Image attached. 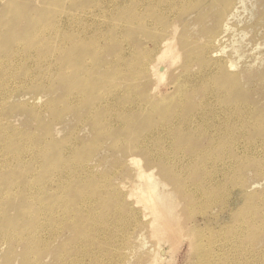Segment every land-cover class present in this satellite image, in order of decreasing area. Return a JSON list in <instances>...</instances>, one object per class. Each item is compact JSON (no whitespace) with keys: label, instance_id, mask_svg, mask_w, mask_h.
<instances>
[{"label":"rangeland","instance_id":"obj_1","mask_svg":"<svg viewBox=\"0 0 264 264\" xmlns=\"http://www.w3.org/2000/svg\"><path fill=\"white\" fill-rule=\"evenodd\" d=\"M222 1L0 0V264H264V0L212 46Z\"/></svg>","mask_w":264,"mask_h":264},{"label":"bare ground","instance_id":"obj_2","mask_svg":"<svg viewBox=\"0 0 264 264\" xmlns=\"http://www.w3.org/2000/svg\"><path fill=\"white\" fill-rule=\"evenodd\" d=\"M238 1H241V0H223L222 2H220L218 4L217 14L215 16V24H216V27L217 26H218V28L221 27L222 31L218 32L217 34L216 33L214 34V35H217V36H215V37L213 36L214 37L213 41L211 39L210 43L212 44V46H215L216 43L226 42V37H227L226 33L230 30L229 21L235 16V12H236L237 6H238L237 4H241V2H238ZM172 46L173 45L168 44V42H166V44L163 46L161 52H159L160 54L158 55L157 59L161 63H167L168 61H171L172 58H173V55H176L174 53L173 49H172ZM221 48H223V47H220V49H216L213 52V55L214 56H218V54L220 55L221 52L223 51V49L221 50ZM210 55H212V52H211ZM215 61H219V60H215ZM229 62H230V60H229ZM229 62L227 64H228V68L230 69L233 65H232L231 62L230 63ZM219 66L222 67V65H219ZM156 68H157V70L160 69V67L154 66L152 68V71L154 72L155 75H158L159 72L156 70ZM233 68H234V66L232 67V69ZM233 78L234 77H232L231 79H233ZM139 178L141 180L140 183H145L146 184L147 178H146L145 175L140 174ZM143 192H145V191H143ZM153 195L157 196L156 194H153ZM147 204L149 205V207L151 208L152 213L155 216L159 217L162 214L163 218H165L164 215L166 217H168V215L166 213H163L164 209L161 208V205L156 200H153L151 198V196H148ZM172 224L173 223H171L170 221H167L165 224H160V226L157 228L158 232H160V235H163V236H166L167 238H169L172 235V232H170V230H172V228H173ZM248 231L249 232H254L255 230H248ZM242 240L246 241L248 243H253V240L248 239V238H243ZM250 246L252 247L254 245H250ZM158 253H159V251H158ZM158 253H156V255L154 254V256L152 257L151 262L149 264H161L162 263V261H161L162 258H161V260H159V257L157 255Z\"/></svg>","mask_w":264,"mask_h":264}]
</instances>
